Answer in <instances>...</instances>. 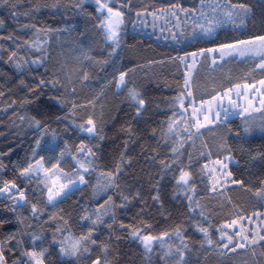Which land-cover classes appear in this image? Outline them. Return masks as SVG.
I'll list each match as a JSON object with an SVG mask.
<instances>
[{"label": "snow or ice", "instance_id": "6c2138e0", "mask_svg": "<svg viewBox=\"0 0 264 264\" xmlns=\"http://www.w3.org/2000/svg\"><path fill=\"white\" fill-rule=\"evenodd\" d=\"M88 3L89 0H75L71 7L95 21L92 27L102 36L106 55H91L85 45L71 68L67 61L50 68L52 42L63 47L60 34L72 29L44 27L31 18L41 8H61L60 0L31 4L25 12H18L19 5L11 0H0L13 18L18 15L29 18L21 26L31 32L28 38L11 33L0 36V40L11 41L13 45L11 48L0 45L3 53L0 60L21 74L16 86L30 94L19 101V106L23 108L39 100L47 94L45 89L55 90L48 99L63 112L55 115V121L64 124L65 133L71 129L81 134L79 143L70 145L42 116L18 112L14 107L16 99H6L5 107L0 108L5 113L13 109L9 116L13 126L20 128L26 122L38 134L25 157L11 163L14 176L0 175V208L8 214L0 215V264H129L132 257L125 259L121 250L124 240L136 245L140 264H204L213 254L229 260L244 257L239 264H264V172L250 173L248 179L238 175L231 167L234 156L228 137L221 135L214 157L202 131L214 133L219 126L228 125L229 117H239L244 135L228 126L229 134L241 140L255 131L264 135V119L259 125L249 119L254 112L264 116V0L258 28L253 6L243 0H199L192 7L171 3L153 7L151 11L149 6L134 4L133 0H91L94 12H88ZM149 16L153 28L158 20L174 19L177 31L172 28L167 31L176 43L209 40L213 44L167 57V62L186 68L183 84L167 105L170 115L148 129L147 134L156 140L157 147L149 150L140 145L143 175L133 177L137 183H129V171L135 160L129 147L145 135L131 121L137 124L144 121L150 107L143 87L137 84L136 71L163 64L165 60L148 59L145 64L126 67L118 57L125 46L122 33L127 24L130 22L133 29L137 23L147 27ZM226 26L240 35L218 40L220 30ZM86 31L79 35L84 37ZM227 58L249 62L243 82L229 85L213 82L197 97L194 82L197 65L210 61V67L216 66ZM34 68L43 71L33 75ZM99 72H105L102 81ZM25 73L32 76V83L26 81ZM109 89L115 90L114 95H122L134 114L119 128L125 134L121 150L110 166H102L99 149L106 139L105 128L117 119L104 103ZM86 92L91 95L82 99ZM5 95L0 90V97ZM45 137H50V141ZM161 147L166 149L164 156L160 155ZM10 152L11 149L0 152V173L8 168L2 157ZM248 156L249 161L259 159L264 163V152H249ZM141 180L147 183V195L145 184L139 183ZM166 187L171 188L170 200L180 206L175 209L178 217L165 204ZM85 188L90 190L89 197L73 199L78 193L83 197ZM237 188L255 198L259 207L249 214L234 203L229 192ZM68 200L77 206L75 223L79 231H73L72 211L63 207ZM204 200L215 201V205L209 207L202 203ZM225 208L228 211L224 218L214 223L213 216L221 215ZM131 209H135L131 222L120 218L129 215ZM244 221L249 225L258 223L251 228L245 227ZM6 225H12V230H7ZM189 230L196 234L195 238L189 235Z\"/></svg>", "mask_w": 264, "mask_h": 264}, {"label": "trees", "instance_id": "16d2710c", "mask_svg": "<svg viewBox=\"0 0 264 264\" xmlns=\"http://www.w3.org/2000/svg\"><path fill=\"white\" fill-rule=\"evenodd\" d=\"M13 3L19 5L18 12H25L29 10L31 4H51L53 0H11ZM75 0H60L62 5L61 8L57 10H52L50 8H41L39 12L33 13L32 21L44 26L51 28H69L72 29L70 33H61V41L64 42L63 47H59L55 41L52 42L49 48V67H59L61 63L67 61L68 67L71 68L77 63L76 57L80 56L81 49L87 45L85 50L89 51L91 55L100 57L106 55V48L102 36L97 32V30L92 27L95 21L87 19L84 15L78 13L75 9L71 7V4ZM243 2L251 4L253 6V11L255 13L254 21L258 28L261 18V0H243ZM134 4L149 6V11L153 10V7H166L171 3H181L185 7H192L199 3V0H133ZM88 12H94V5L89 0L86 5ZM131 15V14H130ZM183 20L184 18L181 17ZM0 20L3 21V25H0V36H6L8 34L19 35L24 38L31 36V32L27 30H22L21 26L24 23L29 22V18L23 15H18L13 18L10 14V9L0 4ZM176 21L172 18H168L167 21H163L162 24L155 28L148 26L146 29L137 30L133 29L132 24L129 22L126 26L124 33H122V39L125 42V46L121 50L120 57L118 59L122 66L131 67L135 63L145 64L148 59L155 60H165L163 64H154L144 68H138L136 71V81L137 84L143 87L144 94L149 100V112L145 117L144 121L137 124L136 121H131L138 130H143L145 135L138 141L137 144L130 145L129 153L135 157L134 168L129 171V183H137L133 179L134 176L143 175L141 168L144 165L143 154L140 145L144 144L146 149H151L157 147L156 140L151 138L147 131L150 127H156L159 123L166 119L170 115V110L167 105L170 103L171 98L174 97L180 90L183 84V74L186 71L185 67L179 66L177 63L167 62L168 56H175L178 52L183 54L185 50L192 51L197 47H211L213 42L209 40H200L197 42L189 43L188 40H183L181 43H176L171 39V33L167 31L168 28H172L173 31H177L174 28ZM74 26V27H73ZM165 28V31L161 32V28ZM249 28L252 29V23L250 22ZM84 37H81L79 33L85 32ZM178 34V32H177ZM240 35L239 32H233L231 26H226L220 30L218 40L224 39L225 37H231ZM159 37V39H157ZM168 37V39H165ZM83 40V44H81ZM136 45L135 48L127 47V45ZM0 45L4 47H13L11 41L0 40ZM3 55V53H0ZM210 61H206L202 64H198L194 70V82H195V94L199 97L204 89L211 85L213 82L216 85L224 84L229 85L235 82H243L246 77V73L249 71V62H243L238 59L227 58L225 61H218L216 66H209ZM111 68L109 67L107 71L110 73ZM43 69H35L33 75H38ZM20 73H17L15 69L3 63L0 60V90L5 91V97H0V108L5 107V100L8 98L16 99L17 105L14 106L18 112H27L28 115H39L42 116L51 125V128L56 129L59 136L69 141L70 145L78 144L81 134L72 131L64 132V124H59L55 121L56 114H63V112L58 109L54 101L48 99V96L54 94L55 90L45 89L47 94L40 97L39 100H35L34 103L27 104L23 108L19 106V101L24 99L26 96H30L27 89L22 87H17L18 77ZM101 81L105 77V72H99ZM27 82L32 83V76L27 73L24 74ZM251 79V77H248ZM95 83V82H93ZM9 88L13 90L8 91ZM114 89H109L104 97V103L106 110L110 109L116 116L117 119L113 122H109L106 125V139L104 140L102 147L99 149L100 152V162L102 166H110L113 159L119 153L120 146L122 145L125 134L119 131L121 125L128 123L131 120V116L134 114V110L128 107L127 103L123 100V96L114 95ZM91 95L90 92H86L82 95V99L85 96ZM159 105V107H157ZM119 108V111H117ZM13 109H8L5 113L0 111V152H8L11 149L9 155L2 157L4 163L8 165V168L0 173L4 178H12L14 172L12 170L11 163L13 161H18L30 151L33 146V140L35 135L33 129L27 126L25 122L20 128L13 126L9 116H11ZM14 119V118H13ZM20 124V121H16ZM228 126H230L234 131L240 130L242 136V124L239 117H234L229 119L228 125H221L215 129V132H209L208 130H202L204 134V139L212 147L213 155L216 154V145L220 143L221 135H226L228 137V142L233 148L234 162L231 165L232 170L238 175H242L245 179L249 178L250 173H255L259 175L264 172V163H261L259 159L256 161H249L248 153H258L264 152V137L263 136H244V138L238 139L232 134L228 133ZM50 137H45L46 141H50ZM199 148V142L197 143ZM243 149V150H241ZM46 155H51V153H45ZM166 154V149L161 147L160 155L164 156ZM69 162H70V158ZM239 167H237V163ZM67 167V165H65ZM255 182V181H253ZM139 183H144V193L148 194L147 183L144 180L139 181ZM90 190L88 188L84 189V196L81 197L78 193L73 199H85L89 197ZM165 204L173 208V216L178 217L179 213L175 211L179 205L170 200L171 188L166 187L165 189ZM201 195H210L203 192ZM234 203L242 206L249 214L254 208H258L256 205L255 198L251 197L250 194L243 192L240 189H234L229 192ZM202 203L207 204L209 207L215 205V201L204 200ZM63 207L72 211L73 231H79L80 227L75 223L78 212L75 210L77 206L72 204V200H68L64 203ZM135 209H131L129 215H121V219L126 222H131V212ZM228 209L221 213L219 216H213V222L221 221L224 215L227 213ZM155 214V213H154ZM0 215H8L2 211L0 208ZM12 225H6L7 230H12ZM160 227V225H157ZM189 235L195 238V235L191 230H189ZM136 245L128 240L121 241V250L125 254V259L129 256L132 257L129 264H140V257L135 252ZM244 257L237 256L233 257L231 260L227 258H220L216 255H210L204 264H239V261L243 260Z\"/></svg>", "mask_w": 264, "mask_h": 264}, {"label": "rangeland", "instance_id": "374dc122", "mask_svg": "<svg viewBox=\"0 0 264 264\" xmlns=\"http://www.w3.org/2000/svg\"><path fill=\"white\" fill-rule=\"evenodd\" d=\"M163 21H164V19H161V20L156 21V22H155L156 27H157L158 25L162 24ZM148 26H150L151 28H153V20H152V17H151V16H149V17L147 18V27H148ZM147 27H145L144 25H141L140 23H137V24H136V28H137V30H140V29H146ZM234 98H235V97H234ZM255 103H256V106L258 107V106H259L258 101H256ZM225 105H226V102H225ZM226 106H227V105H226ZM231 118H234V117H229V119H231ZM249 119H250V121H251L253 124H255V125H259V124L261 123V120L264 119V116H262V114L259 113V112H254V113L252 114V117H250ZM251 136H263V137H264V135H262L259 131H255ZM251 136H250V137H251ZM257 223H258V222H255V221H254L253 224L249 225V224L247 223V221H244L245 227H251V228H255V227L257 226Z\"/></svg>", "mask_w": 264, "mask_h": 264}]
</instances>
